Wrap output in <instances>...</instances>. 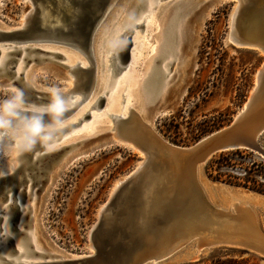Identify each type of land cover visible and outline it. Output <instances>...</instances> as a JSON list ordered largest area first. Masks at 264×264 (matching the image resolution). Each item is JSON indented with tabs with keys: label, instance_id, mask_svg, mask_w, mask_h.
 I'll return each mask as SVG.
<instances>
[{
	"label": "rangeland",
	"instance_id": "374dc122",
	"mask_svg": "<svg viewBox=\"0 0 264 264\" xmlns=\"http://www.w3.org/2000/svg\"><path fill=\"white\" fill-rule=\"evenodd\" d=\"M137 1L116 0L95 33L93 47L97 58L98 85L94 96L102 95L103 91L107 93L103 96L105 99L103 108L91 110L89 113L97 116L96 122L90 124L91 120L85 119L81 123L83 130L77 126L64 133L38 139L39 144L48 141L46 147L49 149L37 151L35 154L48 153L46 151L51 150L53 148L51 146L60 144L62 140H67L64 146L76 145L51 159L48 165L34 176L32 193L24 196L20 204V207L28 206L22 234L16 232L14 223L18 209L12 210L13 236L31 245L30 234L37 232L43 244V250L37 251L38 256L33 255L30 250L32 259L49 261L68 256H75L76 259L88 255L91 244L89 234L98 221V211L106 204L114 186L124 180L139 162L138 154L118 143L116 139L113 138L117 143H108L109 139L105 140L104 137L112 134L107 131L112 122L101 114L106 111L109 115L113 113L118 115L123 113V110L127 113L125 107L130 105L134 112L142 115L143 93L139 87L153 61L158 57L166 10L169 9V5L164 4L169 0L159 3V6L145 18L144 30H135L130 52L131 64L127 71L124 69L118 72L109 83V78L105 77L106 66L105 70H102L98 59L101 57L105 62L109 48L105 45V38H113L117 26L115 21L121 22L125 19L124 24H128V15L135 11ZM181 2L184 5L180 3L176 8L180 17L177 31L179 32L178 26L181 30V36L178 33L173 49L175 52L177 49L176 59L166 67L168 73L165 76L160 72V68L170 58L156 60L155 68L158 73L153 85V103L149 107L145 106V110L159 105L158 94L167 79L163 112L157 115L152 125L163 140L176 146L189 147L209 133L228 125L240 112L255 86L256 73L264 61V55L255 49L236 48L229 41L230 18L235 1L181 0ZM44 3L51 8L49 1ZM30 12L32 17L34 5L30 0H0V27L17 26L21 18ZM114 13L118 15L117 18L113 17ZM146 14L145 10L138 11L130 24L134 21L140 23ZM34 46L44 47L49 51L57 49L65 58L50 61L48 59L51 56L42 57L32 53L36 60L27 58L25 62L28 64L22 71V75H28L25 88L21 78L15 81L13 76L0 74V121L4 120L5 102L14 104L20 100L28 102L26 100L31 99L30 104H34L37 99L40 105L46 106L44 103L48 102L47 99L56 98L63 93L64 86L72 88L73 77L65 67L59 65L61 63L69 66L67 57L72 56L75 61L80 60L88 64L83 55L67 47L53 43ZM13 82L15 83L10 85ZM106 82L107 88L104 86ZM58 102L65 104L66 99L61 98ZM84 105H80L79 109ZM85 110L87 109H82ZM74 116L61 125L74 122L76 119ZM56 128L58 125L55 124L39 127L41 130ZM34 129L38 130V128L3 129V134H10L9 138L15 141V145L0 144V148L4 150V155L0 157V177L4 176L5 170L11 165L23 163L25 154L21 155L20 160H16L20 149L27 148L26 143L22 141L34 138L23 133ZM90 133L95 135L91 138ZM1 141L3 140L0 137ZM258 144L264 149V133L258 138ZM75 148H77L75 152H82L83 156L53 173L62 158ZM195 177L207 202L214 208L215 205L220 206L216 209H222L221 207L228 209L230 205L237 203L246 205L247 199L251 206L252 201L256 203L259 199L260 202L249 208L254 217L249 215L247 220L254 223L261 236H264L263 155L248 150H239L224 157H218L217 154L199 168ZM231 211L234 212L233 207ZM253 218L255 222L252 221ZM0 234H3V230ZM197 244L196 238L189 240L171 255L155 263L144 264H264V255L252 249L220 245L202 250L196 255ZM15 257L16 255H13L11 259Z\"/></svg>",
	"mask_w": 264,
	"mask_h": 264
},
{
	"label": "water",
	"instance_id": "95a60500",
	"mask_svg": "<svg viewBox=\"0 0 264 264\" xmlns=\"http://www.w3.org/2000/svg\"><path fill=\"white\" fill-rule=\"evenodd\" d=\"M32 1L38 3L43 0ZM49 1L54 5L53 0ZM111 1L73 0L75 5L79 7V11L76 19L71 23L72 28L62 35L60 40L63 44L61 45L72 48L74 46L70 43H76L83 49L91 46L93 31L101 25L116 0H113L112 5L108 6ZM229 1L233 2L234 0ZM236 1H238L240 7L235 16L234 28L244 41L258 43L264 53V0ZM142 7L143 1H141L138 8ZM65 20L69 22L68 16H65ZM37 27L38 20L34 17L27 30L16 32L13 35L5 34V36L17 40L26 39L29 32L34 31ZM135 29L144 30L145 19L140 23H135L132 28L126 29L122 34L123 37L125 36V40L123 50L120 52V66L117 65L113 68L112 76L124 70L129 62ZM14 50L13 53H9L11 55H9L6 65L2 68L0 67V74L13 76L15 81L21 78L22 85L25 88L27 83L21 77V74L17 76L15 72L19 50L17 48ZM27 52H33L42 57L51 56L48 59L50 61H55L56 58H63L59 53H51L39 49H28ZM8 64L11 65L9 68H7ZM78 64L73 68L77 70L78 74H88V81L85 84L88 87L91 81V71L78 67ZM59 65L67 67L61 63ZM257 78V87L253 95L246 101L243 111L236 114L228 125L209 133L189 147L176 146L161 139L152 130L148 131L143 125L137 123L136 117L133 119L134 121H130V113L126 118L108 115L112 122L110 133H113V130L122 124L124 129L126 128L128 132L134 134L135 140L131 142V145L143 154L144 159L141 166L112 194L105 209H103L90 234L95 247L94 254L76 259L15 263L5 258L0 251V264H144L147 261L149 262L148 257L151 256V245H153L151 242L156 244L159 237L173 223V217L182 211L195 207L198 202L200 204L203 202L207 203L200 185L198 182L195 185L191 178V175L195 174L199 166L206 165L213 156L229 151L248 150L264 156V150L258 144V138L264 133V106L261 105L264 99V69H260ZM61 98H64V95L60 93L56 98L47 99L48 102L44 103L46 106L40 105V102L35 99L32 105L34 107L42 106L41 111L30 107L31 99L26 100L28 102L20 100L19 102L23 109L13 108L9 113L18 114L24 123H27V126H15L9 121L0 125V130L6 127L15 130L30 129L29 127L31 126L39 128L58 123L75 109V107L69 110L54 108V102ZM74 104L77 105V103ZM95 104L98 109H101L105 104L104 97H98ZM90 118L91 115L86 112L77 123L69 124L47 134L45 131H41L39 133H30V135H34L35 138H48L54 134L64 133L70 128L78 126L81 121ZM135 122L138 124V128L132 125ZM113 138L116 139L115 136ZM116 140L119 141L118 143L127 144L124 141ZM12 143V140H7V144ZM75 145L63 146L48 153L40 154L39 152L35 157L25 150L22 153L25 154L24 161L18 167L16 173L13 176L0 178V195L2 194L4 198H7L8 192L11 190L15 191L25 182L30 181L32 187L35 180L34 176L41 172L39 170L43 169L45 165L47 166L51 159L61 155ZM43 148V145H38V150ZM143 207H156V209L146 214L142 209ZM18 208L15 207L13 209L17 210ZM107 210L109 212L105 215ZM139 214L143 217L142 221L138 220ZM160 226L162 227L161 230L159 229ZM8 242L10 243L11 239ZM16 253L17 251L11 245L7 254L13 256Z\"/></svg>",
	"mask_w": 264,
	"mask_h": 264
},
{
	"label": "bare ground",
	"instance_id": "6f19581e",
	"mask_svg": "<svg viewBox=\"0 0 264 264\" xmlns=\"http://www.w3.org/2000/svg\"><path fill=\"white\" fill-rule=\"evenodd\" d=\"M30 1L34 5V14L32 15V17H30L32 14L31 13L32 11H31L28 15L23 16L21 18V20L19 21L17 26L0 27V67L2 68L3 66L6 65L7 61L9 60V55H11L9 53H13L15 51L14 49L17 48L19 50V55L17 57V62H16V66H15V72H16L17 76H19V74L22 75V73H23L22 71L24 70L25 66L28 64L27 62H25L27 58H30V60H32V59L36 60L35 59L36 56L32 55L33 52H29V53L27 52L28 49H39L42 51H49V50H46L44 47H40V46L36 47L34 45H39L41 43H53L56 45L63 44V42L60 39L64 33H66L69 29L72 28L71 23L76 19V15L79 11V7L77 5H75L73 0H53L54 5L50 4L51 1H49V0H43L42 2H38V3H34L32 0H30ZM44 1H49L51 8L48 7V5L44 3ZM112 1L109 3L108 6L112 5ZM141 1H143V7L138 8ZM164 1H168V0H138L137 5L135 7V11H133L131 15H128L129 16L128 24H124L125 19L121 22L115 21V24H117V26L115 28V34H114L113 38H111V39L105 38V45L109 46L106 57H105V62H104L103 58H101V57L98 58L99 62H100L101 69L105 70V66H106L105 77L109 78V83L112 80V78L114 77V76H112L113 68L117 65L120 66V52L123 50V43L125 40V36L123 37L122 34L124 33V31L126 29L132 28V26L135 23H137L134 21L133 24H130L131 21H133V17L135 15V13H137L138 11L145 10L147 13L143 17V19H145L146 17H148V15L155 8H157L159 6V3L164 2ZM215 1H217V0H215ZM218 1H229V0H218ZM234 1H235V4H234V7L232 9L231 18H230L229 41L233 45H235L236 48L255 49L264 55L263 51H261L260 47L258 46L259 45L258 43H253L251 41H244V39H242L240 37L238 31H236V29L234 28L235 16H236V13L238 12L239 7H240L238 1H236V0H234ZM180 3L183 4V2H181V0H169L166 4H164V5H169V9L166 10L167 13L165 15V25H164V29L162 32L161 43L159 45L160 49H159L158 57H157V59L158 58L162 59L165 57L170 58V60L166 64L161 66V68H160V72L164 76L168 73V70L166 67L168 66V64L170 62H174L176 59L175 57L177 56V53H176L177 49H176V52L173 49H174V45L178 39V33H180V36H181L180 26H178L179 32L177 31V23H179L180 17H178L179 13L176 10L177 5ZM161 5H163V4H161ZM65 16H68L69 22L65 20ZM114 16H116V18L118 17V15L116 13L113 14V17ZM34 17L37 18V20H38V27L36 29H34V31H30L28 34V37L26 39L17 40V39L9 38V36H5V34L6 35L7 34L13 35L16 32L27 30V28L29 27V24L32 22V19ZM97 29L95 31H93L94 32L93 40H94L95 33H96ZM93 40L91 41V46H89L86 49L79 47L76 43H70V44H73V46H74L72 48L67 47V48L72 49L74 51H77L78 53L83 55V57L87 60L88 64H84L80 60L75 61V59L72 58V56L67 57V63L69 62L68 63L69 66L66 65L67 66L66 70L71 75V77H73V79H74V81L72 82L73 87L72 88H69L67 86L63 87V93H61V94L64 95V98L66 99V103L64 104L63 102H58V100H56L54 102V108H57L56 105L59 104L58 109H60V110H69V109L75 107L74 111L70 115H68L66 118L60 120L58 123H55V125H58V128H56V129L41 130L38 127H34V126L29 125V126H31V127H29L30 129L38 128V130H33V131L28 130L27 132L23 133V135H25V136H31L34 138L25 139L24 141H22L24 144L26 143L27 148L20 149L21 152L16 157L17 161L21 159L20 157L25 150H27L29 153L33 154L35 157L36 155H38V154H35V153H37V151H43V149H49V147L48 148L46 147V144H48V143H46L47 141H45V143L39 144L38 139H42V138L41 137L35 138V136L30 135V133H39L41 131H45V133L47 134L49 132H52V131L61 129L63 127H66L69 124L77 123L79 120L82 119V116L86 112L90 113L91 110H94V109L99 110L100 109V108L98 109V107H96L95 103H96L98 97L104 96V94L106 92L103 91L102 95L94 96V93H95V91L97 89V85H98L97 84V82H98V80H97L98 66H97V62H96L97 58H96L94 47H93ZM61 46H63V45H61ZM63 47H66V46H63ZM49 52L58 53L57 49L51 50ZM152 52H154V49H152ZM59 54L62 55L63 53H59ZM103 54H105V52H103ZM12 55H14V54H12ZM14 56H16V55H14ZM157 59H155V61H153V64L151 65L149 72L144 76V78L142 79V83L139 87L143 93L141 96L142 97V115L140 113L134 112L131 109L130 105H127V107H125V109H127V113H126V110H123V113H121V114H118V115H116L114 113L111 114V115H116L119 117L126 118V117H128V114L130 113V116H129L130 121L131 120L134 121L133 119L136 117L137 123H140V125H143L144 128L148 131L152 130V132L156 135H158V134L154 130L152 124L154 123V120H156L157 115L162 114V112H163L162 109L164 108L163 105L165 104V97H166V93H167V90L165 88V85L168 82L167 79H166V82L163 83L162 88L158 94V101L157 102L159 103V105L157 104V106H154L153 108H151L150 110H147V111L145 110V106L149 107V105L153 103L154 97L152 95V91L154 89L153 85L157 79V73H158L156 68H155V63H156ZM77 63H79L78 67H82L84 69H87L88 71H91V76H90L91 81L89 82L88 87L85 86L86 82L88 81V74H86V75L85 74H83V75L78 74L76 72L77 70L76 69L74 70V68H73L76 66ZM130 64H131V56H130L129 62L125 68L126 71L128 70V67ZM263 65H264V61L260 67L261 70L264 69ZM10 66L11 65L8 64L7 68H9ZM89 69H92V70H89ZM260 69L256 73L255 86L251 89V92L249 94V98L253 95V93L257 87V83H258L257 75H258ZM122 77H124V76H122ZM22 78L26 82L28 81V75L27 74L22 75ZM107 81H108V79H107ZM10 85H13V83H11ZM10 85H8V87H10ZM104 86H105V88H107L106 87L107 82H106V84H104ZM70 94H71V97H70ZM136 94H138V93H136ZM248 99H247V101H248ZM159 100L161 102H159ZM74 103H77V105ZM82 104H85L84 107L79 109L80 105H82ZM13 105H14L13 108L23 109V107L21 106L19 101L17 103H14ZM245 105H246V102H245L243 108L240 110V112L243 111V109L245 108ZM261 105L264 106V99H263ZM30 107L35 108L38 111H41L42 110L41 108H43L42 106L34 107L32 104L30 105ZM13 108H11V109H13ZM84 108H86L87 110L82 111V109H84ZM10 110L3 113L4 120L0 121V125L5 124V123L10 121L15 126H27V123H24L23 119L18 114L9 113ZM239 113H237V114H239ZM73 115H75L74 117L76 118V119L74 118L75 119V120H73L74 122H68L67 124H65L63 126L61 125V123H63L65 120H68ZM101 115H104L108 118L109 114H107V112L104 111ZM96 118H97L96 115H91V118H90L91 123L90 124H93L94 122H96ZM81 123H82V121H81ZM81 123H79L78 126L81 127V130H83L84 128L81 126ZM137 123L135 122L132 125H134L136 128H138ZM51 125H53V124H51ZM111 125H112V123H111ZM123 125H126V124H123ZM75 127H77V126H75ZM111 127L107 128L108 132H110ZM6 128H10V127H6ZM6 128H4V129H6ZM2 131H4V130L3 129L0 130V137L3 141H1L0 144L9 145V144H7V140L10 139L9 138L10 134H3ZM91 133H90L89 137L92 138L95 135L94 134L95 132L93 134H91ZM113 136H115V138L118 140L126 142L127 144H122V145L124 147L128 148L130 151L136 152L139 156V160H138L139 162H137V165L135 166V168L132 170V172L129 175L126 176V178L124 180H122L121 182L117 183L116 186H114L113 190L111 191V195H109V197L107 199L106 204L103 205L97 213L98 219L100 218L102 211H103V209H105V207L109 201V198L112 196V194L115 191H117L118 187L124 181H126L141 166L143 159H144L143 154L138 149H136L135 147H133L131 145V142H133L135 140L134 134L128 132L126 130V128L124 129V126H122V124H120V126L117 129L113 130L112 136L108 135L104 138H105V140L109 139L110 142L108 141V143H117V142H115V140H113ZM45 138H47V137H45ZM10 140H12V139H10ZM66 141L67 140H62L60 142V144H56L55 146H51V147H53L51 150H48V151L45 150V151L46 152H52L54 150H57L60 147H63L65 145ZM12 144L15 145V141H13ZM38 145H43L44 148L41 150H38ZM76 149L77 148L70 151L69 153H67L62 158V160L59 162V165L55 168L53 173L58 172L60 169H63L67 165L71 164L72 162H74L75 160H77L81 156H83L82 152H79V151L75 152ZM72 153H74V154H72ZM0 155H2V156L4 155V150H2L1 148H0ZM21 164H22V162H20L19 164H16V165H11L9 168H7L5 170L4 176H1L0 178L5 177V176H13ZM200 167H202V166H199L196 169L195 174L191 175V178H192L193 183L195 185L197 182L195 176H197ZM31 189H32L31 188V182L29 181V182H25L24 184L20 185L15 191L11 190L9 192V194L7 195L8 196L7 198H4L2 194H1L2 196L0 195V214H1L0 232H2V230H3V234H0V240H2L0 242V251L5 258H7L8 260H12L15 263H18V262H21V263L41 262V260H39V259H37V260L32 259V257H33L32 254L35 256H38L37 251L39 252V251L43 250L42 249L43 244L40 241V239L37 235V232H34V234L33 233L30 234L31 245L25 243L24 241L20 240L19 238H15V236H13V234H12V230H14V223L16 225L17 231L16 230L15 231L17 233L22 234V232L24 230V222H25L24 220L26 217L28 206L20 207V204H21L22 198L24 196L27 197V194L29 195V193H32ZM3 205H5V206H3ZM17 206L19 207L18 210L20 213L19 212H18L19 214L17 213L15 222L11 223L12 218H14V217H12V210H13V208H15ZM243 206L244 205L237 203V204L230 205V208H228L227 210H223L220 208L216 209V207L214 208L209 202H207V203L203 202L202 204H200L198 202L195 207H191L190 209H187V211H182L181 213L176 214L172 219L173 223L168 227V229L165 230L164 234H162L159 237V240L156 241V244H155V242H151L153 245H151V254H150L151 256L148 257V260H150L149 262L155 263L156 261L163 259L164 257H167L168 255H171L174 251L181 248L183 243L187 242L186 240L189 241V240H192L195 238L197 239V243H198L196 250H195L196 255H198L200 252H202V250L211 249L213 247H217L220 245H237V246H241L244 248L252 249V250L256 251L257 253L264 255V236H261V234L258 232V229H257L256 225H254V223L247 220L249 215H252V217H254V216L247 206H245V207H243ZM232 207L234 209V212L231 211ZM142 209L146 214H148L150 212H153L154 209H156V207H143ZM108 212H109V210H107L105 215ZM142 219H143L142 215L139 214L138 220L142 221ZM254 220L255 219L253 218L252 221H254ZM95 225L93 226V228L95 227ZM251 226H253L254 228H251ZM93 228H92V230H93ZM9 239H11L10 243L8 242ZM90 240H91V235H90ZM5 242H6V244H5ZM90 242H91V244L89 245V250H90L89 254L88 255L85 254L84 256H91L94 254L95 247L92 243V240ZM11 245H13L14 250L17 251V253L15 254L16 257L12 258V259H11L12 255L9 256V254H7V251ZM28 245L30 248H28ZM30 250H31L32 254H31ZM33 250H35L36 252ZM92 251H93V253H92ZM153 253H154V255H152ZM140 255H141V252H140ZM46 259L47 258H45V260ZM62 259H75V256H68V257H64Z\"/></svg>",
	"mask_w": 264,
	"mask_h": 264
},
{
	"label": "crops",
	"instance_id": "0c3cea01",
	"mask_svg": "<svg viewBox=\"0 0 264 264\" xmlns=\"http://www.w3.org/2000/svg\"><path fill=\"white\" fill-rule=\"evenodd\" d=\"M244 192H245V190H244ZM251 197L253 196V195H250ZM250 197V198H251ZM248 200L249 199H247V201H246V205H244L243 207H245V206H247L248 208H253L252 206L254 205V204H256L258 201L260 202V200L259 199H257V201H256V203L254 202V201H252L250 204H251V206L249 205V203H248ZM213 206V205H212ZM214 207V206H213ZM215 207H220V206H216L215 205ZM222 209H224V210H226L227 208L226 207H221ZM224 246H227V245H224ZM228 246H233V247H241V246H237V245H228Z\"/></svg>",
	"mask_w": 264,
	"mask_h": 264
},
{
	"label": "trees",
	"instance_id": "16d2710c",
	"mask_svg": "<svg viewBox=\"0 0 264 264\" xmlns=\"http://www.w3.org/2000/svg\"><path fill=\"white\" fill-rule=\"evenodd\" d=\"M237 151L239 150H236V151H229V152H225V153H221V154H218V157H224V156H228V155H231L233 153H237ZM218 177H220V175H218Z\"/></svg>",
	"mask_w": 264,
	"mask_h": 264
},
{
	"label": "clouds",
	"instance_id": "9594fccd",
	"mask_svg": "<svg viewBox=\"0 0 264 264\" xmlns=\"http://www.w3.org/2000/svg\"><path fill=\"white\" fill-rule=\"evenodd\" d=\"M13 107L14 105L11 102H5L4 108L6 111H9Z\"/></svg>",
	"mask_w": 264,
	"mask_h": 264
},
{
	"label": "snow or ice",
	"instance_id": "6c2138e0",
	"mask_svg": "<svg viewBox=\"0 0 264 264\" xmlns=\"http://www.w3.org/2000/svg\"><path fill=\"white\" fill-rule=\"evenodd\" d=\"M70 97H71V94H70ZM57 108H59V104L56 105ZM35 130V129H34Z\"/></svg>",
	"mask_w": 264,
	"mask_h": 264
},
{
	"label": "flooded vegetation",
	"instance_id": "af4514ba",
	"mask_svg": "<svg viewBox=\"0 0 264 264\" xmlns=\"http://www.w3.org/2000/svg\"><path fill=\"white\" fill-rule=\"evenodd\" d=\"M18 207V206H17Z\"/></svg>",
	"mask_w": 264,
	"mask_h": 264
}]
</instances>
